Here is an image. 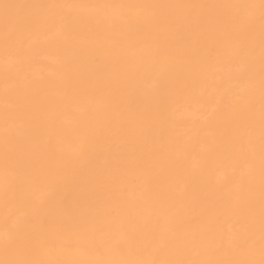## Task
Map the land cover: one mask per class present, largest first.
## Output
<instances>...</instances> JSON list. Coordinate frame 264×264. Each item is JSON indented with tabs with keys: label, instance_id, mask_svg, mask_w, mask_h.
<instances>
[{
	"label": "bare ground",
	"instance_id": "6f19581e",
	"mask_svg": "<svg viewBox=\"0 0 264 264\" xmlns=\"http://www.w3.org/2000/svg\"><path fill=\"white\" fill-rule=\"evenodd\" d=\"M264 264V0H0V264Z\"/></svg>",
	"mask_w": 264,
	"mask_h": 264
},
{
	"label": "snow or ice",
	"instance_id": "6c2138e0",
	"mask_svg": "<svg viewBox=\"0 0 264 264\" xmlns=\"http://www.w3.org/2000/svg\"><path fill=\"white\" fill-rule=\"evenodd\" d=\"M23 264H32V262H23Z\"/></svg>",
	"mask_w": 264,
	"mask_h": 264
}]
</instances>
